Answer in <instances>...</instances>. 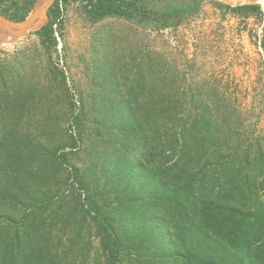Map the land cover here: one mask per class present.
<instances>
[{"label":"rangeland","instance_id":"374dc122","mask_svg":"<svg viewBox=\"0 0 264 264\" xmlns=\"http://www.w3.org/2000/svg\"><path fill=\"white\" fill-rule=\"evenodd\" d=\"M217 2L230 4L204 0L198 13L169 26V33L119 17L91 23L81 4L72 2L56 27L61 41L56 50L43 46L34 31L22 38L7 34L10 43L0 42V197L27 196L1 191L5 155L15 152L22 158L9 176L36 185L43 204L38 220L45 218L42 230L51 238L56 264H108L97 215L83 209L87 195L116 227L122 264H170L161 254L162 223L149 220L162 210L147 208L140 215L136 206L126 210L145 193L148 178L139 168L118 167L131 149L134 159L152 158L142 145L149 135L148 102L157 96L153 84L165 85L166 100L176 104L183 122L201 113L200 102H219L229 112L226 128L233 137H258L264 145V15L244 16ZM258 4L264 11V3ZM139 69L142 78L136 76ZM141 80L145 86L134 91ZM129 102L136 103V113ZM134 114L144 119L139 126ZM62 153L66 161L58 163ZM73 167L85 178L84 189L75 183ZM16 201L17 207L6 208L20 216L29 204Z\"/></svg>","mask_w":264,"mask_h":264},{"label":"trees","instance_id":"16d2710c","mask_svg":"<svg viewBox=\"0 0 264 264\" xmlns=\"http://www.w3.org/2000/svg\"><path fill=\"white\" fill-rule=\"evenodd\" d=\"M72 2L81 4L91 23L119 17L141 26L166 28L198 13L204 0H55L48 10L49 23L34 31L43 46L57 49L56 27L62 26L65 7ZM35 3L36 0H0V13L23 21ZM217 5L244 16L264 15L258 3ZM261 46L264 49V27ZM142 71L139 69L136 76L142 78ZM143 86L141 80L132 89L140 91ZM150 89L157 96L148 102L149 135L145 133L142 148L152 158L142 162L132 158L134 150L128 149L130 153L125 151L124 161L118 163L120 172L139 168L150 183L126 210L130 212L129 208L136 206L137 215L144 214L147 208L153 212L156 208L162 210L161 215L153 214L149 220L162 223L164 232L159 239L165 246L161 254L170 264H264V145L258 137H233L235 132L226 128L229 112L222 111L223 104L219 102H200L201 113L183 122L176 104L166 100L165 85L153 84ZM122 102L123 109L127 103ZM128 104L136 113V103ZM134 115L139 126L144 119ZM79 118L75 117L76 122ZM30 152L27 157L32 162L35 151ZM20 158L15 152L5 155L7 172L2 180L7 186L2 185L3 195L11 189L27 196H10L12 200L7 198L8 202L0 197V264H32L33 258L39 260L35 264H56L48 242L51 238L42 230L45 218L38 220L43 204L36 198V185L28 187L17 175L9 176L10 168L20 165ZM56 160L65 162V153ZM71 171L79 189H84L85 178L80 170L73 167ZM84 198L83 209L97 215L107 263L122 264L121 239L112 220L91 195ZM18 199L24 206L29 204L20 216L15 209L6 208L8 203L17 207Z\"/></svg>","mask_w":264,"mask_h":264},{"label":"water","instance_id":"95a60500","mask_svg":"<svg viewBox=\"0 0 264 264\" xmlns=\"http://www.w3.org/2000/svg\"><path fill=\"white\" fill-rule=\"evenodd\" d=\"M55 0H36L34 8L23 21H14L0 13V25L4 31L17 38H22L32 31L39 30L49 23L48 10ZM38 8L39 16L31 18L34 9Z\"/></svg>","mask_w":264,"mask_h":264},{"label":"bare ground","instance_id":"6f19581e","mask_svg":"<svg viewBox=\"0 0 264 264\" xmlns=\"http://www.w3.org/2000/svg\"><path fill=\"white\" fill-rule=\"evenodd\" d=\"M230 4L233 5H241V4H249V3H264V0H224ZM39 16V10L38 8L34 9V11L31 13L30 17L31 18H37ZM7 33L4 31L3 28H1L0 25V42L4 44H9L10 39L8 40L7 38ZM9 35V34H8Z\"/></svg>","mask_w":264,"mask_h":264},{"label":"built area","instance_id":"2783aa9c","mask_svg":"<svg viewBox=\"0 0 264 264\" xmlns=\"http://www.w3.org/2000/svg\"><path fill=\"white\" fill-rule=\"evenodd\" d=\"M164 31H166L167 33H169V28H165ZM61 44L60 38H59V45Z\"/></svg>","mask_w":264,"mask_h":264}]
</instances>
